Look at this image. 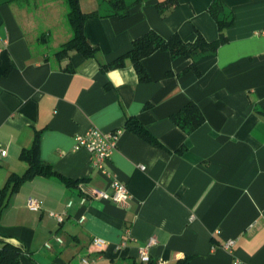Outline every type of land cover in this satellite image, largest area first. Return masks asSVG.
<instances>
[{
  "label": "crops",
  "instance_id": "1",
  "mask_svg": "<svg viewBox=\"0 0 264 264\" xmlns=\"http://www.w3.org/2000/svg\"><path fill=\"white\" fill-rule=\"evenodd\" d=\"M164 1L127 0L129 14L120 17L110 14L109 0H80L84 12L100 13L84 28L99 51L93 58L73 52L60 63L53 54L72 36L61 22L65 2L0 0V145L7 149L0 190L27 170L20 154L37 130L41 157L58 173L24 182L0 213V249L6 241L20 246L21 264L142 262L140 248L152 238L143 264L186 256L190 264H264V0H223L234 24L217 52L195 58L200 75L184 72L189 59L162 50L144 60L150 82L139 80L130 60L102 68L150 30L218 38L213 0H181L170 11L158 7ZM189 101L205 117L190 133L171 117ZM130 116L160 144L127 130ZM92 128L122 130L109 176L77 144ZM113 178L127 185L126 201L96 193H111ZM31 198L42 209L29 208ZM95 237L106 240L102 249Z\"/></svg>",
  "mask_w": 264,
  "mask_h": 264
},
{
  "label": "trees",
  "instance_id": "2",
  "mask_svg": "<svg viewBox=\"0 0 264 264\" xmlns=\"http://www.w3.org/2000/svg\"><path fill=\"white\" fill-rule=\"evenodd\" d=\"M20 4H26V0H15ZM67 6V22L72 31V36L64 42L61 47L54 52L53 57L60 63L66 61L73 52L81 53L86 58H93L97 55L99 48L94 46L88 39L85 33V24L90 18L100 16L97 11L84 12L81 8L80 0H63ZM111 15L125 17L129 14L131 4L127 0H109ZM181 0H165L158 3V7H165L167 11L174 9ZM28 2V1H27ZM165 10V11H166ZM209 12L218 25L219 36L214 40H207L200 31H196V39L187 41L181 37L179 33H174L168 38L163 37L154 30L146 32L144 35L136 38L132 47L128 52L121 55L114 61L104 64L102 68L105 70L119 68L130 60L135 67L139 80L141 82H150L151 77L144 65V60L162 50L170 53L172 57L183 56L190 60V63L185 67L184 72L196 71L201 74L196 66L195 58L198 55L215 53L219 47L228 41L226 31L234 24V14L228 10L223 0H213L209 6ZM162 13L164 10L162 9ZM66 69H70L69 63L65 65ZM174 122L187 132H192L201 126L205 117L200 107L194 102L189 101L178 112L172 116ZM124 127L137 134L144 140L160 144L157 138L145 127V125L134 116L128 117ZM41 134L42 130H37L30 146L25 147L20 158L27 163V170L23 174H11L3 187L0 190V213L8 205L10 196L19 190L21 185L27 180L33 179L36 176H53L58 173L53 167L44 161L41 157ZM184 149V148H181ZM67 183H72L70 179H66ZM23 249L11 242H4L0 249V264H21L20 257ZM190 257L186 256L179 259L175 264H190ZM132 260L131 264H143ZM151 264V262H149Z\"/></svg>",
  "mask_w": 264,
  "mask_h": 264
},
{
  "label": "built area",
  "instance_id": "3",
  "mask_svg": "<svg viewBox=\"0 0 264 264\" xmlns=\"http://www.w3.org/2000/svg\"><path fill=\"white\" fill-rule=\"evenodd\" d=\"M122 133L121 129H116L110 132H104L99 128H92L86 134L79 135L77 137L78 146L86 147L92 154V164L99 170L102 174L109 176L110 175V162L112 160V155L118 147V141ZM7 149L0 145V156H6ZM110 187L112 189L111 193H107L105 190L98 189L96 193L100 195L101 198L111 200L116 203L126 201L130 198L131 194L127 185L119 180L118 178H113L110 181ZM87 202V198L83 197L81 200L82 204ZM71 205V202L68 203V206ZM28 207L33 210L42 209V202L38 199L31 198L28 202ZM51 216H54L58 222L64 221V216L61 213L51 212ZM83 220V218L81 219ZM61 241L60 238L57 239ZM155 242L152 238L150 239L146 246L140 248V258L142 261H149L148 248ZM93 243L100 249L104 247L107 243L101 237H95ZM234 244L233 240H229L226 243L227 248H231ZM47 246H50L47 244ZM238 263V262H237ZM83 264H89L87 259H83Z\"/></svg>",
  "mask_w": 264,
  "mask_h": 264
},
{
  "label": "rangeland",
  "instance_id": "4",
  "mask_svg": "<svg viewBox=\"0 0 264 264\" xmlns=\"http://www.w3.org/2000/svg\"><path fill=\"white\" fill-rule=\"evenodd\" d=\"M62 1H63V0H62ZM62 4H63V2H62L61 4H59V5H60V7H63V6H62ZM57 7H58V6H57ZM57 7H56V6H53L51 9H53V8H54V10H55V11H57L56 9H59V10H61V8H57ZM64 7L66 8L65 4H64ZM62 18H63V19L61 20V22H62V21H63V22L65 21V22H66V24H67L68 22H67V19H66V17L64 16V17H62ZM60 19H61V18H60ZM65 19H66V20H65ZM63 22H62V23H63ZM67 25H68V24H67ZM68 27H69V26H68Z\"/></svg>",
  "mask_w": 264,
  "mask_h": 264
}]
</instances>
